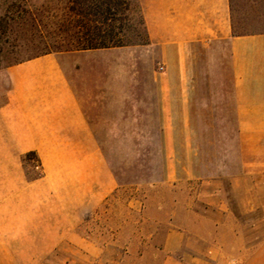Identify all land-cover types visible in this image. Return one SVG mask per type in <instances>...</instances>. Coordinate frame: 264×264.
<instances>
[{
    "label": "crops",
    "instance_id": "0c3cea01",
    "mask_svg": "<svg viewBox=\"0 0 264 264\" xmlns=\"http://www.w3.org/2000/svg\"><path fill=\"white\" fill-rule=\"evenodd\" d=\"M139 1L148 39L158 46L162 64V72L154 75V87L163 184L198 179L189 48L228 46L238 162L223 180H202L198 196L208 201L202 203L211 210L214 231L228 227V234L235 237L229 220L239 221L252 210L247 209L255 201L251 196L264 193V32L234 34L231 0ZM80 71L67 66L60 55L45 53L4 72L0 264H98L102 260L104 248L85 227L120 185L100 142L97 116L102 105L87 83L82 88L77 82ZM187 248L216 260L226 245H207L173 228L165 239L169 255L164 263L182 264L178 254Z\"/></svg>",
    "mask_w": 264,
    "mask_h": 264
},
{
    "label": "rangeland",
    "instance_id": "374dc122",
    "mask_svg": "<svg viewBox=\"0 0 264 264\" xmlns=\"http://www.w3.org/2000/svg\"><path fill=\"white\" fill-rule=\"evenodd\" d=\"M69 6L70 0H0V87L9 66L55 53L67 66L81 69L77 82L82 88L87 83L100 101V142L120 187L85 227L104 248L98 264H165V239L173 228L207 245H226L216 260L182 250V264H264V193L251 196L255 201L247 209L252 210L239 221L229 220L235 237L228 227L214 231L211 210L198 196L202 180H223L238 162L228 46L189 48L198 179L163 184L154 87L162 64L158 46L140 27L130 28L138 22L137 1L124 29L125 46L96 54L71 50L69 33L63 32L73 20ZM232 24L236 34L264 32V0H232ZM224 191L228 194L225 180Z\"/></svg>",
    "mask_w": 264,
    "mask_h": 264
},
{
    "label": "trees",
    "instance_id": "16d2710c",
    "mask_svg": "<svg viewBox=\"0 0 264 264\" xmlns=\"http://www.w3.org/2000/svg\"><path fill=\"white\" fill-rule=\"evenodd\" d=\"M135 1L139 8L138 22L130 28L135 30L140 27L148 39L139 0H70L68 11L73 20L70 28L63 32L69 33L71 50H105L125 46L124 29L129 27V17L131 12L133 15ZM142 43L138 42L137 45H143Z\"/></svg>",
    "mask_w": 264,
    "mask_h": 264
}]
</instances>
